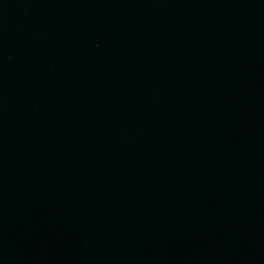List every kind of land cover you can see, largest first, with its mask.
I'll list each match as a JSON object with an SVG mask.
<instances>
[{
    "label": "water",
    "instance_id": "95a60500",
    "mask_svg": "<svg viewBox=\"0 0 264 264\" xmlns=\"http://www.w3.org/2000/svg\"><path fill=\"white\" fill-rule=\"evenodd\" d=\"M264 56V0H0V139Z\"/></svg>",
    "mask_w": 264,
    "mask_h": 264
}]
</instances>
